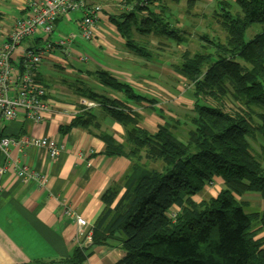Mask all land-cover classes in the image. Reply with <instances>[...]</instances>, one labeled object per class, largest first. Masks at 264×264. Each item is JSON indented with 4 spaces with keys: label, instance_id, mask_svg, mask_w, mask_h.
Masks as SVG:
<instances>
[{
    "label": "trees",
    "instance_id": "1",
    "mask_svg": "<svg viewBox=\"0 0 264 264\" xmlns=\"http://www.w3.org/2000/svg\"><path fill=\"white\" fill-rule=\"evenodd\" d=\"M122 1L110 22L125 48L147 62L155 60L148 39H156L159 49L186 43L189 32L178 28L175 8L185 5L186 23L202 18L194 11L203 0ZM211 18L224 37L208 24L199 36L205 52L185 51L175 66L190 84L193 110L187 118L161 114L164 124L150 132L134 108L88 87L79 90L96 107L79 105L60 133L85 130L104 143L105 156L124 157L131 167L121 184L103 193L92 242L60 264H86L92 247L113 244L122 248L118 264H264V237L257 239L264 234V210L247 213L237 200L249 193L264 200V31L246 41L252 26L264 27V0H217ZM89 75L128 103H158L107 70ZM95 108L122 125L123 143L102 130ZM181 130H188L184 139ZM217 179L223 182L218 196L196 202Z\"/></svg>",
    "mask_w": 264,
    "mask_h": 264
},
{
    "label": "crops",
    "instance_id": "2",
    "mask_svg": "<svg viewBox=\"0 0 264 264\" xmlns=\"http://www.w3.org/2000/svg\"><path fill=\"white\" fill-rule=\"evenodd\" d=\"M36 1L39 0H0V12L3 15L0 21V46L6 41L12 23L25 16L29 5ZM93 2L96 6H99L97 3L101 4L98 0ZM100 7L102 13L96 20L95 37L92 41H86L79 35L78 22L83 14L80 18H73L74 15L71 14L60 19L51 37L52 41H58L76 35L73 45L75 56L85 55L89 58L88 62H78L75 56L68 57L58 50L45 61L51 68L69 67L66 72L71 75L81 72L77 65H84L85 72L80 73V79L86 83L91 79L95 85H98L97 81L89 73L99 69L107 70L119 80L131 84L140 94L156 99L158 103L153 107L146 104L138 106L126 102L120 94L104 92L138 111L142 116L140 126L156 132L158 126L164 124L161 114L177 118L169 112L175 107V97L171 92L160 89L153 80L139 75L142 72L131 73L130 67L135 64L140 66L141 62L131 57L124 40L110 22V16L114 15L113 9L108 10L109 7L105 5ZM75 20L78 32L66 35L60 31ZM48 40L38 33L22 43L12 55L11 62L15 69L20 71L23 67L24 50L41 49ZM86 43L89 46L85 47ZM42 65L38 76L47 89V99L51 106L50 118L42 123L31 122L22 117L5 122L0 129L1 135L9 138H48L62 145L64 150L56 159H51L47 151L39 147L12 146L7 155L0 153V264H60L69 259L78 246L79 234L76 223L64 216V206L75 210L92 228L104 211L101 199L103 193L112 184H121L131 167V162L124 157L105 156L104 143L85 130L73 129L67 134L60 133V128L68 126L78 114V106L87 101L78 95L79 90L84 87L46 75ZM140 67L144 69L145 65ZM145 85L163 91L174 101L171 102L167 97L160 101L158 92ZM93 113L102 130L114 135L120 143L124 142L122 125L99 108H95ZM22 168L44 176L45 184L19 178L17 171ZM217 182L223 185L222 180L217 179L216 184ZM221 189L222 186L218 187V192ZM124 191L125 189L122 193ZM199 198V195L196 196L195 201L198 202ZM173 211L177 212L176 209ZM121 249L119 244L92 247V254L86 264H118L122 259Z\"/></svg>",
    "mask_w": 264,
    "mask_h": 264
},
{
    "label": "built area",
    "instance_id": "3",
    "mask_svg": "<svg viewBox=\"0 0 264 264\" xmlns=\"http://www.w3.org/2000/svg\"><path fill=\"white\" fill-rule=\"evenodd\" d=\"M77 12L83 14L78 22L79 35L86 41H92L95 37L96 20L102 13V8L89 6L87 0H39L29 5L25 16L12 23L6 41L0 46V129L3 123L20 117L35 123H42L50 118L51 106L47 99V89L39 80L38 71L42 63L57 50L68 57L75 56L73 45L76 35L58 41H52L51 37L60 19ZM38 33L49 40L41 49L24 50L23 67L20 71L16 70L11 62L13 53ZM75 57L81 63L89 60L85 55L78 54ZM84 104L89 108L96 107L88 101ZM12 146L44 148L51 159H56L64 150L62 145L52 139L9 138L3 137L0 131V153L7 155ZM17 175L24 180H37L41 185L46 182L44 176L30 172L27 168L19 169ZM64 216L78 226V246L90 244L92 228L88 221L67 206H64Z\"/></svg>",
    "mask_w": 264,
    "mask_h": 264
},
{
    "label": "rangeland",
    "instance_id": "4",
    "mask_svg": "<svg viewBox=\"0 0 264 264\" xmlns=\"http://www.w3.org/2000/svg\"><path fill=\"white\" fill-rule=\"evenodd\" d=\"M100 3H97V5L102 6H108V10L113 9V14L118 15L121 10L122 0L119 2H116L115 0H98ZM226 1V0H225ZM232 1V0H230ZM92 5H96L93 1H90ZM103 3V4H102ZM217 0H203L201 3H199L198 7L195 9L194 13L199 14L202 16V18H192L188 19V22L186 23L185 19L183 18V8H185V5H181L178 8H175L177 10L176 18L179 20L178 28L186 29L189 32V35L186 38V43L183 44V46H176V44H172L169 48L162 47L163 49H159L161 45L158 44V41L156 39H148L151 40V47L154 54L155 60L152 62H147L142 59H138L131 55L132 58H136L141 62L140 66L142 64L145 65V68H141L138 65H133V67H130V71L132 74L140 73L142 72V76H145L147 80H153L154 83H156L158 86H160V89H163L164 91L171 92V95L175 97V107L171 108L169 112H172L176 116L185 117L187 118L188 115H191V111L193 110V100L191 98L190 94V84L181 78V76L175 71V66L180 63L181 61V55L188 51L192 55L196 53H204V44L205 42H202L199 39V36L205 33L207 31L208 26L212 25L215 30L217 31V34L222 39L224 37V33L220 30V25L215 24V19L211 18V15L213 14L214 10L216 9ZM80 12H77L76 14L73 13V18L77 17L80 18L81 14ZM206 16V18L204 17ZM76 18V19H77ZM214 21V22H213ZM189 26V28L186 26V24ZM76 20L74 23L70 24L66 27L65 30H60L61 32L68 35L69 33L78 32L75 25ZM209 24V25H208ZM185 25V26H184ZM208 25V26H207ZM264 31V27L260 25H254L252 26L246 33V41H250L253 39V37L259 33H262ZM145 39V38H144ZM163 43H167L166 40H162ZM89 46L88 43H86L85 47ZM91 55H94L90 51ZM131 63V62H130ZM77 69L81 72H85L84 65H77ZM69 67H66L65 69L59 66H55L53 68L48 67L47 62H43L42 70L46 75L52 76L55 79L64 80L65 82L69 84L77 85V87H88L91 90L97 92V93H104L107 90L103 88L101 85H95L93 80H89L87 83L84 82L82 79H80V73H74L73 75L67 74L66 70ZM155 76L154 78H151L150 76ZM146 88H151L147 87ZM154 89V88H151ZM187 89V90H186ZM158 96L160 98V101H163V98L171 99V102L174 101L172 97H168L163 91L159 90ZM167 104H165L166 106ZM167 107V106H166ZM188 131V130H187ZM186 130H181L179 132V135L181 138H185L186 135H184ZM259 149L258 146L255 145ZM264 165V163H263ZM157 167H160L157 165ZM223 188V185L221 183L216 181L215 183H211L207 188H205V191L199 195L200 198L197 199L198 202H201L202 200L209 199L211 197H217L220 192H218V187ZM222 190V189H221ZM237 200L239 202H244L245 210L247 213H257L264 210V200L261 198L260 194L257 193H249L244 195L243 197H237ZM174 216V214H172ZM264 234H259L257 236V239L263 238Z\"/></svg>",
    "mask_w": 264,
    "mask_h": 264
}]
</instances>
